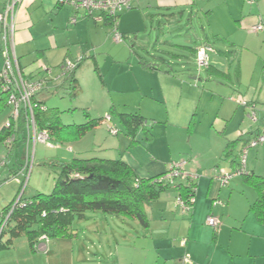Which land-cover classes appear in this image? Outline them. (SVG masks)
<instances>
[{
  "label": "crops",
  "instance_id": "crops-1",
  "mask_svg": "<svg viewBox=\"0 0 264 264\" xmlns=\"http://www.w3.org/2000/svg\"><path fill=\"white\" fill-rule=\"evenodd\" d=\"M8 1L0 0V13ZM130 6L118 19L117 30L125 35L121 44L113 40L114 25L106 18L98 21L99 14L87 17L82 11L60 7L57 0H24L18 6L15 52L26 76L39 78L40 65L58 68L68 57L87 54L91 62L82 64L74 75L79 88L93 67L98 74L102 70L104 77L111 67L113 76L105 77L106 84L109 88L113 84L118 96L95 115H88L85 123L112 110L139 114L147 121L135 143L115 115L113 124L121 130L118 136H111L109 124L98 123L86 137L71 143L72 148L52 149L46 156L66 161L122 160L141 179L159 177L172 164L185 161L186 170L198 176L194 204L183 213L177 208L178 191L173 188L147 209L149 214L157 204L159 223L170 220V224L167 230L153 232L152 255L141 254L140 264H264V213L253 208L260 197L254 178H264V144L249 150L248 174L234 176L228 184L214 177L215 170H236L243 147L264 127V32L253 31L264 25V0H133ZM194 12L205 16L208 30H203L220 49H213L206 39L194 47L170 41L177 22ZM72 18H76L75 24H70ZM152 44L154 52L171 55L173 63L149 54ZM204 45L211 48L205 81L192 73L186 76L187 67L181 63L186 58L183 54L190 53L197 64V50ZM178 49L181 51L175 53ZM253 59L257 62L254 68ZM174 65L182 73L175 72ZM3 67L0 28V72ZM58 73L55 70V78ZM215 77L224 84L216 83ZM67 86L62 79L50 80L36 100L48 107L52 95ZM253 107L259 110L257 122L250 116ZM88 137L95 140L90 149L85 144ZM21 153L14 156L19 155L20 160ZM89 215L80 223L87 224L85 229L99 238L101 225L91 223ZM210 216L219 218V231L206 225ZM148 218L146 230L152 228ZM87 240L83 242L74 228L72 237L43 241L37 251L28 241L21 248L13 243L0 249V264H101L102 259L92 260L97 254L90 245L95 244Z\"/></svg>",
  "mask_w": 264,
  "mask_h": 264
},
{
  "label": "trees",
  "instance_id": "trees-1",
  "mask_svg": "<svg viewBox=\"0 0 264 264\" xmlns=\"http://www.w3.org/2000/svg\"><path fill=\"white\" fill-rule=\"evenodd\" d=\"M122 13L116 16L117 23ZM106 19L113 24V18ZM123 36L125 38V35ZM60 67L61 65L58 68ZM48 68L54 71L58 69L49 66ZM39 72L42 76L34 79L45 78L44 73L41 70ZM75 73L68 81L67 88L73 92L71 96L80 94V88L74 78ZM29 78L33 79L32 77ZM1 97L0 116L7 110L5 98L2 95ZM34 100L36 126L39 132H48L50 140L55 142L49 144L51 145L49 147L45 145L50 150L60 149L65 144L79 141L92 132L98 123H104L102 122L104 121L103 118H100L82 125H65L61 122L58 110L50 109L44 103ZM42 106H46V110L41 109ZM109 114L118 116L132 143L136 142L139 129L147 127V121L142 119L139 114H118L115 110H112ZM25 125L26 114L24 113L13 130L16 133V146L19 152L24 149L27 140ZM226 156H229V151H226ZM18 166H24V163H19L18 160V165L15 168ZM48 166L59 172L51 193H39L33 197L25 198V191L22 196L23 200L20 199L11 214L10 211L16 202L17 196L1 212L2 221L0 225L6 220L7 223L0 237V248L4 235L9 229L8 232L12 238L25 237L31 249L37 251V246L43 242V237L48 240L51 238L72 237L74 222L85 220L87 214L91 213L133 219L138 221L142 227L148 228L147 209L159 200L163 193L173 189L169 183L158 181L164 174L156 178L141 179L122 160L74 158L66 161L53 157ZM15 168L10 171L18 172L19 169ZM254 180L256 186L259 187L260 197L253 208L262 215L264 213V178L255 176ZM174 188L178 191L176 200L180 197L189 203L195 197V182L192 180H179ZM10 243L11 241H8L7 244Z\"/></svg>",
  "mask_w": 264,
  "mask_h": 264
},
{
  "label": "rangeland",
  "instance_id": "rangeland-1",
  "mask_svg": "<svg viewBox=\"0 0 264 264\" xmlns=\"http://www.w3.org/2000/svg\"><path fill=\"white\" fill-rule=\"evenodd\" d=\"M177 23V27H175L173 33L168 37L174 44H183L194 47L196 44L200 43L201 39L204 41L206 39L213 49H220L215 40L203 30H208V24L205 16L202 14L199 15L198 13L194 12L192 16L188 13L186 16H184L183 20H180ZM177 34L182 36L177 37ZM153 43H155V40H153ZM153 46L154 44L150 46L149 54H155L161 57L164 56L169 59L171 63H173V58L171 55H165L164 53L162 55V52H154ZM163 49L167 51L165 48H162V50ZM136 51L141 53V49L139 47L136 48ZM180 51V49L175 50V53ZM86 55L80 53L75 57H68L66 60L74 62L79 57ZM183 55L186 56V58H182L184 62L182 61L181 63L187 67L186 76H189V73H192L193 76L199 77L204 81L207 80L209 77L208 72H206L207 70L205 68H199V66H197V64L193 61V56L190 53H185ZM263 61L264 57L262 56V62ZM88 62H91V60L86 58L83 64ZM256 63L257 62L253 59L251 66L254 68ZM178 65L180 66L181 64ZM179 66L174 65V70L175 72L182 73V70ZM261 68L262 66L258 69ZM101 72L99 71V74L96 73L94 67L90 69L84 76V82H82L80 87V94L77 96H71V93L73 92L67 88L68 86L64 89H58L57 94L52 95V101L48 103V108L55 109L60 112V119L63 124L81 125L85 123V119L88 115H95L97 110L99 111V109L101 110L109 105L111 98L118 96V94L113 90V84H111L110 88L107 87L106 84L107 82L105 77H108V75L113 76L112 68L109 67L105 71V77ZM189 78L190 77L187 79ZM214 79L216 83L224 84L222 78L215 77ZM62 80L64 82H68L70 79L66 78ZM8 115L9 111L7 110L1 114L2 118L0 119V129H2L3 122L8 117ZM107 115L108 114L105 113L100 117L105 120ZM108 116L111 118V121L108 122L109 126L113 128L112 130H116L118 133H120L121 130L115 124H113V116H111V114ZM98 118L99 116L95 117V119ZM28 120L30 123L29 127L32 129L33 123L31 121V116H29ZM34 125L36 133L35 135H33V133L32 135L30 134V140L25 141L24 149L21 151L22 153L20 160L19 155L14 156L16 153H18V148L16 146L17 141L9 142L10 136L14 134L13 130L11 128H6L3 132H0V214L9 204H11L16 196V201L20 199L23 200L22 196L25 191V198H29L39 193L49 194L54 188L59 172L58 170L48 166V163L51 161V158L47 157L50 155V149L48 148L49 146L46 147L45 144H41L39 142L45 143L50 141L49 144H54L55 142L49 139L50 135L48 132V138H45L43 135L41 136V133L39 134L38 132L39 130L36 126V123ZM27 128L28 127L26 124L25 129ZM111 136L113 137L112 134ZM145 136L146 135L142 134L143 138H145ZM114 139H117V137H114L112 140ZM100 140H103L102 137H100ZM94 142L95 140L93 137H88V139L85 141V144L87 143L86 148L90 149ZM27 146L29 147L28 149ZM72 146L73 145L71 143L65 144L63 145V148L69 149L72 148ZM109 147H111L110 144ZM34 150H36V155L32 156ZM13 156L14 158H12ZM18 160L19 163L27 162V166H18V172L10 171L14 169L16 165H18ZM24 169L26 170L25 176L22 174ZM160 213L161 212L159 211L157 204L153 205L152 209L149 210L148 215L150 216L152 222V228L150 230L148 229L149 231L144 229V227H142L139 222L133 219L109 214L105 215L102 213H91L89 215L92 218L91 223H94L97 226L101 225L99 229L101 233L99 238L95 233L91 234L90 230H86L84 226L87 224L85 225V223H80L79 220L75 221L74 228L80 233V238L83 242L87 243L88 238L95 244L94 247L92 244L90 245L92 247L93 253L97 254V256L93 255L91 257L92 260H96L97 258L100 260L102 259L103 261L101 264H140L142 262L140 258L141 254H147L149 255V258L152 255L150 254L152 251V241L154 238H156V236L153 235V232L156 231L157 228L167 230V226L170 224V220H165L163 223H159L157 217ZM96 216L99 218L95 219ZM1 221L2 219L0 216V224ZM93 230H95V228ZM8 231L9 229L4 235L0 249H6L4 247L11 246L12 243H15L16 246H20V248L22 244H27L25 237L14 239ZM86 231L88 233L83 235V233ZM8 241H11L9 245L7 244ZM144 245L147 247H144ZM38 246L42 247L41 243ZM77 248L78 247H76V253L78 250Z\"/></svg>",
  "mask_w": 264,
  "mask_h": 264
},
{
  "label": "built area",
  "instance_id": "built-area-1",
  "mask_svg": "<svg viewBox=\"0 0 264 264\" xmlns=\"http://www.w3.org/2000/svg\"><path fill=\"white\" fill-rule=\"evenodd\" d=\"M24 0H9L6 7L0 13V28H1V42H2V53L4 56V67L0 72V89L1 95L5 98L7 110L9 111L8 117L3 122L4 130L6 128H11L14 130L15 125H17L22 114H26V124H27V140H30L31 135H35V118H34V99L46 90L47 84L50 80H60V79H70L71 76L78 70L79 65L85 60L86 56H81L76 59L74 62L64 60L61 64V67L58 68L57 78L54 77L55 71L49 69L46 65H40V70L45 73L44 79H30L29 76L23 72L20 67L18 58L16 56L15 47V35H16V16H17V6L22 4ZM133 0H57V4L60 7H71L75 11H82L85 16L93 17L95 14H99L97 18L98 21H104L105 18H113L114 32L113 40L117 44L124 43V36L117 30L118 23L116 22V16L123 11L130 8L131 2ZM76 18H72L70 24H75ZM255 33L264 32V25H258L253 28ZM209 50L211 48L208 45H204L197 50V63L199 68H204L209 66ZM244 105H247V102H243ZM41 109L46 110V106H42ZM109 115V114H108ZM105 117V122L111 121L110 116ZM29 116H31V121L33 123L32 129L29 127ZM251 119L255 122L259 119V110L256 107H253V111L250 113ZM109 131L112 135H118V131L112 130L109 126ZM32 131V132H31ZM15 132V131H14ZM39 132V131H38ZM41 133V134H40ZM31 134V135H30ZM39 134L48 138L46 131H41ZM50 139V138H49ZM16 135L15 133L10 136L9 142H15ZM50 141L45 143L39 142L41 144L49 145ZM15 144V143H14ZM264 144V127L263 130L256 135V137L250 140L246 146L243 147L240 158L239 165L236 170L232 172H225L223 170H215L214 177L220 179L223 184H228L230 179L234 176L241 174H248L247 171V159L248 153L251 148H257L260 145ZM29 147L27 146V149ZM26 149V147H25ZM35 155V150L33 151L32 156ZM27 162H24V165L27 166ZM187 162L174 163L170 166V169L158 179L160 183L165 182L174 188L176 183L179 180H192L196 181L198 176L196 174L189 173L186 170ZM1 168V167H0ZM22 174L25 176L26 170L24 169ZM30 174V171H29ZM194 198L191 199L189 203L182 200L180 197L176 200L177 208H179L183 213H187L191 210L194 204ZM20 200H17L10 211V214L14 208L18 205ZM9 217V216H8ZM7 220L0 225V237ZM206 225L215 231L220 230V220L215 216H210L206 220ZM46 237L42 238V241H47ZM40 248L37 246V249Z\"/></svg>",
  "mask_w": 264,
  "mask_h": 264
},
{
  "label": "flooded vegetation",
  "instance_id": "flooded-vegetation-1",
  "mask_svg": "<svg viewBox=\"0 0 264 264\" xmlns=\"http://www.w3.org/2000/svg\"><path fill=\"white\" fill-rule=\"evenodd\" d=\"M19 5H20V4H19ZM19 5H18V6H19ZM18 6H17V8H18ZM16 10H17V9H16Z\"/></svg>",
  "mask_w": 264,
  "mask_h": 264
}]
</instances>
